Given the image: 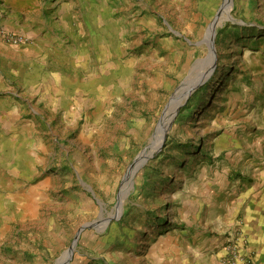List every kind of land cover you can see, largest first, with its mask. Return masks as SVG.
I'll return each mask as SVG.
<instances>
[{"label":"rangeland","instance_id":"obj_1","mask_svg":"<svg viewBox=\"0 0 264 264\" xmlns=\"http://www.w3.org/2000/svg\"><path fill=\"white\" fill-rule=\"evenodd\" d=\"M224 3L42 0L44 67L0 24L22 38L0 37L19 48L0 52V264H57L77 236L68 264H221L264 171V0H232L150 143Z\"/></svg>","mask_w":264,"mask_h":264},{"label":"crops","instance_id":"obj_2","mask_svg":"<svg viewBox=\"0 0 264 264\" xmlns=\"http://www.w3.org/2000/svg\"><path fill=\"white\" fill-rule=\"evenodd\" d=\"M41 3L42 0H0V17L3 19L0 24L15 32L26 34L32 39L31 44L24 46V52L28 57L24 61L20 60L27 66L32 65V59L28 58L33 57V59L41 61L42 66H47L51 60L50 52L55 53L56 56L60 54L58 40L53 37L50 29L46 26L48 22L41 12ZM71 3L74 5L73 1ZM69 6L70 4L67 5V8ZM7 9L11 10L10 14L6 13ZM62 10L64 9L62 8ZM38 45H42L43 50L38 49ZM18 49L0 42V52ZM258 176V183L246 191L250 194L243 215L244 233L255 245L256 263L264 264V171L260 172ZM240 184L241 182L238 183L239 186ZM245 202L246 198H242L239 202V210L242 209Z\"/></svg>","mask_w":264,"mask_h":264},{"label":"bare ground","instance_id":"obj_3","mask_svg":"<svg viewBox=\"0 0 264 264\" xmlns=\"http://www.w3.org/2000/svg\"><path fill=\"white\" fill-rule=\"evenodd\" d=\"M232 4H233L232 0H225V3L216 19V22L211 27V29L209 30L206 36L205 42L210 50L208 57L197 63V65L191 70L187 80L184 82L182 87L176 92V94L172 98L169 106L167 107V110L165 111L162 121L158 126V129L150 143V146L156 141V139H159L161 137V134L164 131L166 124L170 120L173 113L176 112L177 108L180 106L182 101L188 95H190L194 91V89L200 84V82L206 79V77H208V75L211 73L212 71L211 69L213 68L216 61V51L214 48V40H215L214 37H215L216 28L220 26L222 22L226 19V15H228L229 9L232 6ZM147 154L148 153H145L143 156L140 157V159L138 160L139 165L145 161V159L147 158ZM127 184H129V182ZM72 254L68 251L67 254H65L57 264H68V261L72 257Z\"/></svg>","mask_w":264,"mask_h":264},{"label":"built area","instance_id":"obj_4","mask_svg":"<svg viewBox=\"0 0 264 264\" xmlns=\"http://www.w3.org/2000/svg\"><path fill=\"white\" fill-rule=\"evenodd\" d=\"M0 37L3 41L13 45H19L22 42L21 37L6 31L3 27H0ZM235 232L224 249L221 264H256L254 251L246 246L248 239L243 228H238Z\"/></svg>","mask_w":264,"mask_h":264},{"label":"water","instance_id":"obj_5","mask_svg":"<svg viewBox=\"0 0 264 264\" xmlns=\"http://www.w3.org/2000/svg\"><path fill=\"white\" fill-rule=\"evenodd\" d=\"M218 16V15H217ZM217 18V17H216ZM228 20H232L231 18H230V16H228V19L226 20V21H228ZM215 21H216V19L214 20V22L211 24V26L209 27V30L211 29V27L214 25V23H215ZM208 30V31H209ZM199 63V62H198ZM181 107V106H180ZM180 107L177 109V111H176V113L179 111V109H180ZM176 113H175V115H176ZM153 153V152H152ZM152 153H151V155H152ZM150 155V156H151ZM141 165H139V167H140ZM122 204H118V206H117V210L119 209V215L121 214V211H122ZM97 226H101V227H104L103 226V223H101V222H96V223H93V224H90V225H86L85 227H91V228H94V227H97ZM78 236L76 237V239H75V241H74V243H73V245H72V247H71V249L69 250V252L72 254L73 253V251H74V249H75V247H76V245H77V241H78Z\"/></svg>","mask_w":264,"mask_h":264}]
</instances>
